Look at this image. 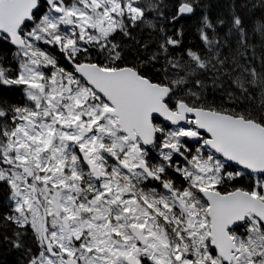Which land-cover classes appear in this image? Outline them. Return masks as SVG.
Here are the masks:
<instances>
[{"label":"snow or ice","instance_id":"1","mask_svg":"<svg viewBox=\"0 0 264 264\" xmlns=\"http://www.w3.org/2000/svg\"><path fill=\"white\" fill-rule=\"evenodd\" d=\"M0 0V243L20 264H264V0Z\"/></svg>","mask_w":264,"mask_h":264},{"label":"trees","instance_id":"2","mask_svg":"<svg viewBox=\"0 0 264 264\" xmlns=\"http://www.w3.org/2000/svg\"><path fill=\"white\" fill-rule=\"evenodd\" d=\"M209 2L213 5L212 12H215L216 5L218 0H209ZM219 2H223V0H219ZM4 193L0 192V200L4 198ZM21 254L16 252L15 250H9V248L0 243V264H20Z\"/></svg>","mask_w":264,"mask_h":264}]
</instances>
